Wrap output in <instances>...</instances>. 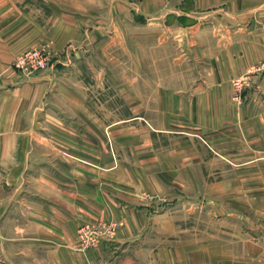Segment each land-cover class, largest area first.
<instances>
[{
  "label": "crops",
  "instance_id": "obj_1",
  "mask_svg": "<svg viewBox=\"0 0 264 264\" xmlns=\"http://www.w3.org/2000/svg\"><path fill=\"white\" fill-rule=\"evenodd\" d=\"M90 2L109 7L93 15L108 25L94 26L95 38L116 35L115 22L124 21L133 44L141 34L148 45L174 43L177 67L142 75L129 60L131 77L97 75L99 102L108 84L130 85L120 89L123 116L111 125L92 122L96 99L79 73L90 65L21 80L9 71L13 79L0 89L1 256L34 259L16 264H78L79 229L119 221L114 236L88 250L91 264H110L118 247L170 225L197 239L206 264H264V70L253 73L243 107L231 101L229 85L264 61V0L70 6ZM96 65L92 70L106 68ZM100 108L108 111L106 103Z\"/></svg>",
  "mask_w": 264,
  "mask_h": 264
},
{
  "label": "rangeland",
  "instance_id": "obj_2",
  "mask_svg": "<svg viewBox=\"0 0 264 264\" xmlns=\"http://www.w3.org/2000/svg\"><path fill=\"white\" fill-rule=\"evenodd\" d=\"M68 1H70L69 6L59 7L57 5L60 0H0V89L7 86L8 80L13 79L12 75H9V71L13 72L19 80L22 78L30 79V77L39 76L45 71L51 70V67L55 69L74 68L73 65L80 66L81 62L90 65L89 68L91 69L87 70L89 71L87 73L80 67L79 73H82L86 80H90L86 83L85 89L89 88V92L96 99V101H92V107L94 108L92 122L97 125H111L123 116L122 106H125L126 100L119 94L120 89L125 92L129 91V88L126 87L130 85L108 84L105 88L106 100L99 102L96 98L98 97L99 87L96 80L93 79L97 75L103 77L104 73L106 76L114 75L118 78L125 75L131 77V71L133 70L134 74L136 68H131L128 64L129 60L138 61V72L142 75H145L147 70L150 73L160 74L169 67L171 72H175L177 65L173 64L171 58L176 51V47L174 43L163 47L158 46V42L145 44L142 34L141 38L133 44V38H130L126 32V29L131 25L122 24L124 21L115 22V25L119 28L116 35L106 32L104 36L102 35L97 39L94 34H91L94 26L101 27L102 25L106 27L108 25L102 17L98 19L94 18L93 15L98 13L107 14L109 7L96 6L91 2L85 7L70 6L78 0ZM127 1L141 3L144 0ZM84 21L86 23H83ZM58 39L64 43L56 46L55 49L54 45ZM167 56H169V59H167ZM163 57L170 60V65L161 62ZM37 58L42 59L43 62L46 61V64L38 66ZM97 63L105 64L106 68L92 70L93 66L91 65L93 64L97 68ZM262 64L257 66L254 71L250 70L245 75L234 76L229 81L230 89H232L231 101L239 107L244 106L246 92L250 88H254L253 73L264 70V64ZM238 81H241V85H243L240 90L238 89ZM123 88L126 89L122 90ZM105 103L108 111H103L101 115L100 111L102 110L100 107L101 104L104 105ZM184 194L186 195V193ZM162 202L165 204L166 199ZM87 224L91 227L95 226L101 234L95 240H89V237H86L84 241L81 240L82 237L79 234L81 228L79 229L78 239L81 241L79 249L82 250V253L77 255L78 264H91L93 253L88 252V250L95 251L100 247L105 237L114 236L123 225L119 221H110L101 225L86 223L84 226H87ZM188 225L189 222L185 220V224L181 225L182 229L188 230ZM193 236L196 237V234ZM196 240L184 232L180 236L173 233V228L170 225L167 226L163 234H157L155 231L149 236L143 237V240H139L137 243L118 247L115 252L119 254V257L115 261H110V264H206V256L197 254ZM66 255L68 257L74 256L70 253ZM14 256V253L10 252L6 256L7 261H5L0 254V264L30 263L32 260L34 261L29 253H26V260L16 258L15 262ZM38 256L43 259L45 256L44 251H40ZM98 264L104 263L99 262Z\"/></svg>",
  "mask_w": 264,
  "mask_h": 264
},
{
  "label": "built area",
  "instance_id": "obj_3",
  "mask_svg": "<svg viewBox=\"0 0 264 264\" xmlns=\"http://www.w3.org/2000/svg\"><path fill=\"white\" fill-rule=\"evenodd\" d=\"M36 62H37L38 66H40V65L44 66L46 64V61L43 62L42 59H40V58H37ZM260 69H262V68H260ZM237 84L239 85L238 89L240 90L241 86H243V85H241V81H238ZM245 84H248V83H245ZM79 234L82 237L81 240H84V238H86V237H89V240H95L97 238V236H100L99 234H101V233H99V229L95 228V226L91 227L90 225L87 224V226H84L83 228H81Z\"/></svg>",
  "mask_w": 264,
  "mask_h": 264
}]
</instances>
